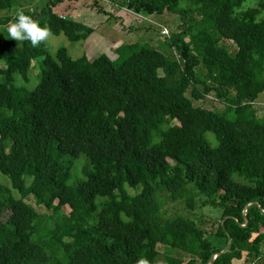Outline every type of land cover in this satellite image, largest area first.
Returning <instances> with one entry per match:
<instances>
[{
	"label": "trees",
	"instance_id": "obj_1",
	"mask_svg": "<svg viewBox=\"0 0 264 264\" xmlns=\"http://www.w3.org/2000/svg\"><path fill=\"white\" fill-rule=\"evenodd\" d=\"M59 1L22 12L85 41L95 29L53 12ZM107 1L139 16L176 14L168 56L136 42L118 45L115 60L72 59L65 48L50 56L43 41L10 39L15 17L0 18V264H210L214 254L212 264H264V109L254 108L264 0ZM20 7L0 0V11ZM36 61V86L16 88L13 75L27 82ZM194 90L222 112L197 107L189 129L170 125L193 109ZM197 202L218 214L222 247L195 219L167 212Z\"/></svg>",
	"mask_w": 264,
	"mask_h": 264
},
{
	"label": "rangeland",
	"instance_id": "obj_2",
	"mask_svg": "<svg viewBox=\"0 0 264 264\" xmlns=\"http://www.w3.org/2000/svg\"><path fill=\"white\" fill-rule=\"evenodd\" d=\"M22 7L13 10L0 11V18L9 15L16 17L18 11L38 10L44 6L47 1L56 2L57 0H17ZM248 2V1H247ZM249 5H253L252 2ZM57 7V8H56ZM57 13H66L71 17L82 19L89 23V27L95 28V32L90 35L85 41L70 42L64 35L59 34L54 36L52 34L44 40L45 49L50 56H54L58 48H65L72 59H77L83 55L88 60H93L101 54H105L111 60L117 58L115 48L123 43H147L151 46H156V49L168 56L169 51L166 44V39L171 34L179 30L181 23L176 14H169L164 12L161 15L139 16L132 14L126 9L116 10L107 0H60L57 5L52 8ZM74 10V13H72ZM58 14V15H59ZM80 15V16H79ZM167 37V38H165ZM168 43V42H167ZM229 51L234 50V46L228 42L221 40ZM172 55V51H170ZM39 63L32 62L31 69L28 72V81L23 82L18 74L13 75V84L16 88L23 87L27 90H32L38 83ZM196 77L202 79L204 71L202 67L195 68ZM257 82L261 84L264 82V74L257 72ZM187 93L193 102V109H191L185 116L180 119L171 121L170 125H178L185 129H189L197 107L213 110L215 112H222L223 104L210 94L203 97L198 91L194 90ZM257 115H261L264 109V90L259 95L258 103L254 105ZM204 138L209 144L214 147L216 140L213 134L205 133ZM86 162V158L80 155L72 166V180L80 177V167ZM0 183L8 185L6 178L0 176ZM25 201L32 205L39 213H45L42 207L36 206L31 198H26ZM167 212L171 215L173 212L195 219L201 230L207 232L206 238L211 244L222 247L224 245L223 239L215 240L214 234L217 231V215L214 211L208 208L200 207L199 202L193 211H185L180 204H171L167 206ZM8 212H4L2 219H6ZM264 260V259H263ZM264 262V261H263ZM234 264H244L242 261L234 262Z\"/></svg>",
	"mask_w": 264,
	"mask_h": 264
},
{
	"label": "clouds",
	"instance_id": "obj_3",
	"mask_svg": "<svg viewBox=\"0 0 264 264\" xmlns=\"http://www.w3.org/2000/svg\"><path fill=\"white\" fill-rule=\"evenodd\" d=\"M4 29L10 39L15 41L28 40L33 46H36L38 42L46 40L50 35L47 26H40L38 22L22 11H18L15 20L5 25ZM137 264H149V262L145 258H140Z\"/></svg>",
	"mask_w": 264,
	"mask_h": 264
},
{
	"label": "crops",
	"instance_id": "obj_4",
	"mask_svg": "<svg viewBox=\"0 0 264 264\" xmlns=\"http://www.w3.org/2000/svg\"><path fill=\"white\" fill-rule=\"evenodd\" d=\"M57 8V7H56ZM53 12H55V13H57L56 11H54L53 10ZM72 13H74V10H73V12ZM57 14H59V13H57ZM60 16H63V17H65V18H67V19H71V20H75V21H78V22H81V23H83V24H85V25H87V26H90L89 25V23L87 22V21H84V20H82V19H77L76 17H71L69 14H66V13H60L59 14ZM80 16V15H79ZM95 29V28H94Z\"/></svg>",
	"mask_w": 264,
	"mask_h": 264
},
{
	"label": "water",
	"instance_id": "obj_5",
	"mask_svg": "<svg viewBox=\"0 0 264 264\" xmlns=\"http://www.w3.org/2000/svg\"><path fill=\"white\" fill-rule=\"evenodd\" d=\"M246 206H247V205H246ZM227 245H228V243H227ZM227 245H226V247H225L222 251H220L219 253L225 251L226 248H227ZM216 255H217V254H214V255L212 256V258H211V260H210V264H212V261H213V259L215 258Z\"/></svg>",
	"mask_w": 264,
	"mask_h": 264
}]
</instances>
